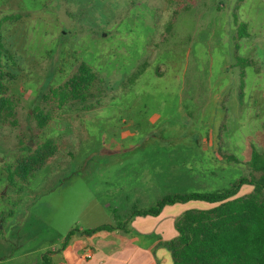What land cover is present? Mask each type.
Segmentation results:
<instances>
[{
	"label": "rangeland",
	"instance_id": "rangeland-1",
	"mask_svg": "<svg viewBox=\"0 0 264 264\" xmlns=\"http://www.w3.org/2000/svg\"><path fill=\"white\" fill-rule=\"evenodd\" d=\"M176 9V0H0V18L21 15L4 22L2 32L24 73L11 84V93L19 96V90H26L20 98V127L0 134L2 165L16 169L49 132L66 126L62 118L36 128L30 116L38 103L34 90L42 93L63 82L85 61L105 80L107 99L148 103L132 137L124 141L88 123L91 135L81 143L83 151H111L114 145V151H172L171 158L173 151H203L202 162L196 164L202 181L210 183L203 190L227 187L246 174L242 162L254 150L264 151V0H196L188 10H180L168 30ZM178 84L181 105L169 108L167 100L170 105L176 100ZM159 108L158 119L148 123V115ZM109 110L104 108L102 114ZM78 128L69 125L76 134L73 141L57 134L59 151L78 144ZM20 141L32 149L22 151ZM60 159V153L48 157L33 175L45 176ZM63 173L49 174L41 193L47 194ZM198 186L194 179L181 177L180 192L202 190ZM251 190L245 186L242 194ZM39 209L47 212L44 204Z\"/></svg>",
	"mask_w": 264,
	"mask_h": 264
},
{
	"label": "crops",
	"instance_id": "crops-1",
	"mask_svg": "<svg viewBox=\"0 0 264 264\" xmlns=\"http://www.w3.org/2000/svg\"><path fill=\"white\" fill-rule=\"evenodd\" d=\"M35 92L38 100L41 92ZM19 93L21 98L26 90ZM175 93L176 100L171 105L167 100L169 108L181 105V84ZM111 99L92 110L65 108L54 116L48 126L62 118H66V126L49 132L46 139L52 138L56 144L57 134L65 133L66 140L73 141L76 134L68 130L70 123L79 125L81 137L77 145L71 143L65 151L56 148L51 156L60 153V162L50 167L45 176L33 175L35 170L29 181L11 182L0 157V264H40L44 255L54 264H173L164 242L177 236L175 223L181 214L200 204L176 203L166 206L157 216L137 215L129 219L130 211L135 205L148 207L167 193L180 192L181 177L194 179L201 189L210 187V183L202 181L199 165V170L196 169V164L202 162L203 151L198 154L173 151L175 158H171L172 151H114V145L111 151H83L81 143L91 135L88 123L124 141L132 137L131 130L142 121L145 115L142 108L148 102L116 103ZM104 108L110 109L105 115ZM170 113L169 109L166 115ZM159 116L160 108L158 113L148 115V123ZM217 171V168L210 170ZM53 172L69 173L58 177L47 194L41 193L45 179ZM42 204L46 213L39 209ZM115 214L127 220L126 231L114 228L82 233L101 224H117ZM75 228L79 231L65 241L68 232ZM49 229L53 235H49Z\"/></svg>",
	"mask_w": 264,
	"mask_h": 264
},
{
	"label": "trees",
	"instance_id": "trees-1",
	"mask_svg": "<svg viewBox=\"0 0 264 264\" xmlns=\"http://www.w3.org/2000/svg\"><path fill=\"white\" fill-rule=\"evenodd\" d=\"M195 2L176 0L178 9L174 11L167 29H172L171 24L177 20L181 9L188 10ZM20 18L19 14L0 18V134L5 128L20 127L18 113L21 99L11 93V84L21 79L23 68L6 47L2 32L4 22ZM145 65L146 61L139 64V68ZM129 81L130 77L123 82L124 87ZM106 88L105 80L96 69L81 61L70 77L49 86L39 95L38 103L31 107L30 116L36 128L45 129L54 116L65 108L87 111L101 106L108 100ZM20 142L22 151L32 149L29 143ZM56 148L54 140L47 138L31 154L22 158L16 169L3 165L9 180H16L12 173L27 180L44 165ZM233 160L240 162L235 158ZM242 164L247 166L246 174H241L227 187L167 193L148 207L133 206L129 219L137 215L157 216L166 206L176 203H199V207L189 208L181 214L175 223L177 236L164 242L173 264H264V151L254 150L250 159ZM245 186L252 188L248 194H242ZM115 217L117 224H101L84 229L82 233L92 234L114 228L126 231L127 220H121L118 214ZM78 231L77 228L70 230L65 241ZM40 264L54 262L44 255Z\"/></svg>",
	"mask_w": 264,
	"mask_h": 264
}]
</instances>
